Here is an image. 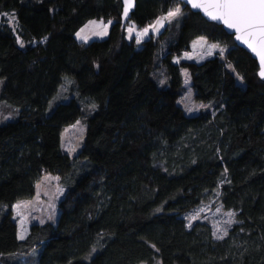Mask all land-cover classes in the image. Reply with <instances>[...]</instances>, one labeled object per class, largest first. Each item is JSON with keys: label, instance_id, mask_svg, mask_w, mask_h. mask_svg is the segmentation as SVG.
Instances as JSON below:
<instances>
[{"label": "trees", "instance_id": "obj_1", "mask_svg": "<svg viewBox=\"0 0 264 264\" xmlns=\"http://www.w3.org/2000/svg\"><path fill=\"white\" fill-rule=\"evenodd\" d=\"M176 7L140 45L125 37L128 21L143 28ZM121 11V0H0V264H264L256 60L178 0H136L124 25ZM91 19L111 20L108 37L77 40ZM198 36L225 53L174 62ZM181 68L205 105L195 114L178 103ZM62 84L67 101L49 108ZM79 119L86 134L69 155L61 132ZM45 172L64 188L58 220L20 238L12 206ZM210 202L233 214L220 237L185 217Z\"/></svg>", "mask_w": 264, "mask_h": 264}, {"label": "rangeland", "instance_id": "obj_2", "mask_svg": "<svg viewBox=\"0 0 264 264\" xmlns=\"http://www.w3.org/2000/svg\"><path fill=\"white\" fill-rule=\"evenodd\" d=\"M167 13L158 16L154 21L143 28H138L135 22L132 20L128 21L127 25L125 26V37L127 39L134 38L135 41L140 45V42L149 36L160 33L169 21L175 19L180 14L179 13L174 17L164 19L162 25H156L157 20H159L161 17H167ZM108 21L111 20L91 19L87 21L76 32V39L83 42H89L92 40H103L107 38L111 27V24H109ZM152 25H156L158 31L150 27ZM130 28L134 29L131 35L129 34ZM145 28L148 29L147 35L140 36L139 34L142 33ZM81 29H84L82 33ZM77 33H81V35L78 36ZM97 33L106 34L98 35ZM84 37L87 38L85 39ZM210 45H218V47L213 49V54L209 56L206 53ZM221 49L223 50L222 54ZM225 51L226 47L224 45L208 40L204 36H198L191 41L189 49L182 51L179 57H173V61L178 62L179 60L183 59L201 62L215 55L222 56ZM181 74L183 78L184 92L179 97L178 103L182 105L187 114H195L205 105L203 102H198L194 99L191 87V77L188 69L181 68ZM66 91L67 87L62 84L55 95H53V97L49 100V108L54 107L59 102H66L67 97L64 95ZM86 127L87 124L84 119H79L74 124L66 126L61 132V149L69 155H77L81 149L80 147L82 138L86 134ZM63 196L64 188L59 182L58 175L50 172L43 173L36 182L35 194L31 198L17 200L12 206V216L17 222L19 229L18 236L21 238V235H23L24 237L28 233L30 225L33 223H56L60 211L59 202ZM17 204L20 205L19 213L16 209ZM229 213L232 214V212L226 211L220 208L217 204L210 202L204 203L201 206L195 208L194 210L187 213L185 217L188 222L200 220L210 223L214 233L220 237L226 233L228 227L234 221L233 214L229 215ZM62 240L63 239H52V246L54 245L53 247H55L56 245L58 248L60 247L64 249L65 241ZM60 261L64 263L65 260L62 257Z\"/></svg>", "mask_w": 264, "mask_h": 264}, {"label": "snow or ice", "instance_id": "obj_3", "mask_svg": "<svg viewBox=\"0 0 264 264\" xmlns=\"http://www.w3.org/2000/svg\"><path fill=\"white\" fill-rule=\"evenodd\" d=\"M194 8H203L207 15L213 20L223 22L228 28L234 29L237 33V40L242 41L260 60V75L264 77V0H188ZM130 6L131 0H125ZM180 13L177 7L175 10L169 11L167 17H161L157 20L156 25H162L164 19L174 17ZM128 7L124 9V15L127 17ZM95 23V22H90ZM111 24V21H108ZM156 25H152L154 30L158 31ZM87 27V26H86ZM134 29H129L131 35ZM84 29H81V33ZM77 33V35H81ZM148 29L145 28L140 36L147 35ZM103 35L106 33H97ZM85 39L87 37H84ZM202 46V45H201ZM218 45H210L207 55L213 54V49ZM223 50L221 49V54ZM19 213L20 205H16ZM229 215H232L229 213ZM195 218V217H193ZM230 222V221H229ZM23 238V235H21Z\"/></svg>", "mask_w": 264, "mask_h": 264}, {"label": "water", "instance_id": "obj_4", "mask_svg": "<svg viewBox=\"0 0 264 264\" xmlns=\"http://www.w3.org/2000/svg\"><path fill=\"white\" fill-rule=\"evenodd\" d=\"M178 1L182 2L184 5H187L192 11H194V12H199V13H200V14H201L206 20H208V21H212V22L217 23V24H219V25H222L223 28L227 31L228 34L233 35V39H234L235 43H236L238 46L242 47L244 50H246L248 53H250L251 56L256 60L257 65H258V72H257V74H258V76H259L262 80H264V77H262V76L259 74V73H260V60H259V57L256 56L255 53H253V52L251 51V49H249L248 46H247L246 44H244V43H243L242 41H240V40H237V38H236V37H237V33H236V31H235L234 29H230V28H228V27H227L223 22H221V21L211 19V17H210L209 15L206 14V12L204 11L203 8H194V7H192V4H191L190 2H188V0H178ZM121 4H122V11H121V16H120V17H121L122 24L124 25V24L129 20V18L131 17V13L133 12V10H134V8H135V5H136V0H131L130 6L127 5V4L125 3V0H121ZM125 7H128V14H127V17H125V15H124V9H125Z\"/></svg>", "mask_w": 264, "mask_h": 264}]
</instances>
